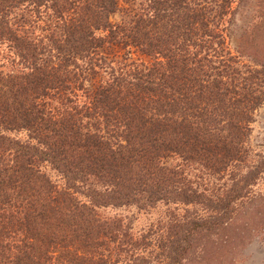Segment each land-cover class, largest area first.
<instances>
[{"label": "trees", "instance_id": "obj_1", "mask_svg": "<svg viewBox=\"0 0 264 264\" xmlns=\"http://www.w3.org/2000/svg\"><path fill=\"white\" fill-rule=\"evenodd\" d=\"M118 10L0 0V264H151L135 253L147 236L104 208H187L150 239L154 264L233 263L264 225L251 194L264 151L250 145L264 0H138L113 22ZM223 176L221 189L197 183Z\"/></svg>", "mask_w": 264, "mask_h": 264}, {"label": "rangeland", "instance_id": "obj_2", "mask_svg": "<svg viewBox=\"0 0 264 264\" xmlns=\"http://www.w3.org/2000/svg\"><path fill=\"white\" fill-rule=\"evenodd\" d=\"M138 3V0H118L119 10L112 16L113 22H118L124 15L129 12L132 8H135ZM248 12L246 15H250ZM244 15L237 17L235 20V25L232 26L231 35L232 40H229V49L232 53L235 54L234 48L236 47V39L241 32V25L243 21L246 19ZM117 53H123L124 51H120L118 48H114ZM236 55V54H235ZM133 59H141L140 56H137L136 53H131ZM144 59V58H143ZM240 60L243 64H252L250 62V58L240 57ZM251 143L253 153L263 149L264 151V104L259 109V111L255 115V121L251 125ZM20 138L24 137V133L19 134ZM44 170L48 174V176L58 185H62V179L60 176L53 170L50 169L47 165H44ZM229 176H223L220 180H198L197 183L202 182L203 185H207V188L210 189H221L225 183H229ZM204 179V178H203ZM252 196H261V199L256 201L257 206H259L262 211H264V175L262 179H260L251 189ZM254 205V202L251 204ZM187 208L185 207H176V205L171 206H163L159 205L154 209L148 212H138L134 208H104L99 209V213L104 218H120L124 220L125 223H129L131 225V233L134 239L142 240L143 236H147L144 242H151L150 246H147L145 251H136V254L151 256L150 263L154 264L157 259L159 253H164V251H160V248H156V244L154 243L156 235L160 232V228L163 226L162 230H166L167 226L171 221V217L173 215H181L183 214ZM188 209H191L189 207ZM260 232L252 231L253 235L249 238L246 237L242 246L238 248H231V251L227 252L228 258L232 256L234 262L228 263L226 260L224 263L220 264H264V225H262V229H259ZM148 235H151L148 237ZM153 236V237H152ZM143 246H140L142 248ZM139 248V249H140ZM195 251H199L196 249ZM217 251V250H215Z\"/></svg>", "mask_w": 264, "mask_h": 264}]
</instances>
